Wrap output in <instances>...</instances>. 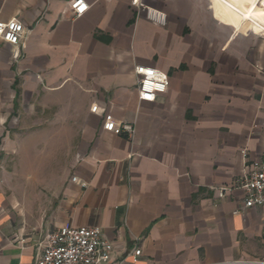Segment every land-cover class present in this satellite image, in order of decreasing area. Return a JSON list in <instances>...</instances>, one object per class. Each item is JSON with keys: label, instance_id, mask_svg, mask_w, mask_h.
<instances>
[{"label": "crops", "instance_id": "obj_1", "mask_svg": "<svg viewBox=\"0 0 264 264\" xmlns=\"http://www.w3.org/2000/svg\"><path fill=\"white\" fill-rule=\"evenodd\" d=\"M142 1L166 25L133 0H86L79 17L71 0H0L26 29L0 39V264H37L66 224L102 228L106 264L136 247V264L264 263V206L219 196L264 160V0ZM137 65L170 78L154 102ZM108 114L134 138L105 130ZM7 159L28 180L7 186Z\"/></svg>", "mask_w": 264, "mask_h": 264}, {"label": "built area", "instance_id": "obj_2", "mask_svg": "<svg viewBox=\"0 0 264 264\" xmlns=\"http://www.w3.org/2000/svg\"><path fill=\"white\" fill-rule=\"evenodd\" d=\"M133 4L145 11L149 20L156 24L166 25V14L147 6L142 0H133ZM70 7L75 17L82 16L89 8L86 0H71ZM24 24L16 18L9 21L0 20V39L6 43L18 46L25 37ZM135 73L138 76V92L141 101L154 102L160 94L166 93L170 86L168 74L160 69L137 65ZM98 105L93 106L96 112ZM104 129L118 135L127 134L134 138L136 128L129 123L117 122L112 114L105 117ZM246 160H249L246 149L242 150ZM252 169L239 175L233 187H222L220 197H224L228 190L240 188L244 190V209L264 206V160H252ZM77 181V177L73 178ZM237 210L236 213H240ZM114 245L103 237L102 228L99 226L76 227L66 224L48 235L41 246L37 257V264H106L111 261ZM142 250L136 247L129 253L132 264H136ZM256 263V262H246ZM264 264V263H263Z\"/></svg>", "mask_w": 264, "mask_h": 264}, {"label": "rangeland", "instance_id": "obj_3", "mask_svg": "<svg viewBox=\"0 0 264 264\" xmlns=\"http://www.w3.org/2000/svg\"><path fill=\"white\" fill-rule=\"evenodd\" d=\"M259 36V40L264 43V36L261 35H257ZM19 160L18 159H7L4 160L3 165V169L7 172L6 173V180L5 183L7 186H12V184L16 183L18 181V179H20L21 181H23V178L25 177V179L28 180V178L30 177L29 175L24 176L23 174H19ZM16 172V173H15Z\"/></svg>", "mask_w": 264, "mask_h": 264}]
</instances>
